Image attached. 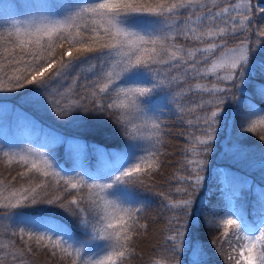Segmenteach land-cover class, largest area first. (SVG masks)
<instances>
[{
    "label": "snow or ice",
    "instance_id": "6c2138e0",
    "mask_svg": "<svg viewBox=\"0 0 264 264\" xmlns=\"http://www.w3.org/2000/svg\"><path fill=\"white\" fill-rule=\"evenodd\" d=\"M39 13L27 22L12 21L0 28V93L34 86L32 93L55 105L60 116L92 106L95 111L114 115L130 142L119 152L121 166L103 180L81 171L57 170L43 152H3L9 164L16 161L28 166L22 176L35 172L43 177L34 186L30 181L27 187L0 188L3 215L24 225L11 231L10 237L34 239L52 256L67 258L68 264H129L135 251L133 237L147 229L142 217L150 204L135 202L133 189L152 180L164 154L163 121L153 108L158 95L164 94L170 98L171 111L182 120L188 117L181 165L188 174L173 176L177 198L157 193L171 213V227L165 237V255L154 257L152 264H180L178 257L186 242L190 244L186 234L194 203L191 197L204 183V157L215 139L221 106L235 95L232 90L245 82L253 47H264V3L51 0ZM253 33L256 38L251 40ZM201 93L208 98L201 96L192 105L184 103ZM260 94L264 96V86ZM248 107L256 114L255 107ZM198 109L202 114L193 120L189 114ZM258 114L259 119L248 118V132L264 128V108ZM260 139L264 140V134ZM106 155L109 160L117 159L111 153ZM49 177L55 189L74 191L73 197L50 195ZM258 202V222L245 224L244 217L231 207L215 221L221 230L219 245L227 246L222 254L230 264H264V190ZM36 205L55 206L76 217L81 235L51 217H26L14 211ZM0 249L23 264L24 251L16 247L15 240L0 243ZM192 250L202 253L199 248ZM27 251H32L30 246Z\"/></svg>",
    "mask_w": 264,
    "mask_h": 264
},
{
    "label": "trees",
    "instance_id": "16d2710c",
    "mask_svg": "<svg viewBox=\"0 0 264 264\" xmlns=\"http://www.w3.org/2000/svg\"><path fill=\"white\" fill-rule=\"evenodd\" d=\"M49 2L51 0H1L0 28L12 21L20 22L39 15V10H46ZM62 2L75 3L79 0ZM258 2L264 3V0ZM260 15L257 13V18ZM255 38L254 33L249 35V39ZM209 80H214V77H209ZM221 86L226 85L221 83ZM262 86L264 47L256 46L250 53L245 82L234 88L232 91L235 95L230 96L221 106L223 113L216 126L215 139L209 145V153L204 157V183L191 197L194 203L192 213L187 218L186 234V241L190 244L186 242L183 252L179 255L180 264H193L194 261H202V264H230L226 254H222L226 253L227 246L219 245L221 230L215 227V221L223 217L226 207L230 206V200L239 215L244 217L245 224L259 221L261 209L258 201L261 190H264V140L260 139V135L264 134V128L258 127L257 131L252 133L248 132L246 127L251 120L259 119V110L264 108V96L260 94ZM33 87L0 93L2 103H9L17 108L24 118L38 123L29 125L26 121L18 124L12 123V120L9 122V118L3 113L4 104L0 107V181H3L0 188L5 185L9 189L27 187L30 181L34 186L43 179L35 172L22 176L21 173L26 172L28 166L16 161L9 164L2 154L8 147L18 149L30 145L36 150H44L52 158L57 170H63L65 173L80 171L81 164L96 175L100 174L101 165L107 167L113 161H123L119 158V152L130 141L114 115L95 111L92 106L68 111L63 116L57 115L56 106L43 97H36L31 91ZM201 96L208 98L206 93L193 94L186 98L184 103L195 104ZM169 99L168 96L159 94L153 105L159 119L163 121L164 154L160 156L159 169L152 173V180L133 189L135 202L144 200L150 204L145 207L142 217V223L147 225V229L142 235L133 237L135 251L129 259V264H152L154 257L165 255V237L171 227L168 224L171 213L164 207L166 202L157 193L163 192L172 195L173 199L177 198L178 194L174 192L177 181L173 176L177 173L188 174L186 168L181 167L184 164L185 136L189 133L186 123L188 117L182 120L171 111ZM248 106L255 107L256 114L250 113ZM197 114H202L201 110L189 114V117L195 120ZM7 139H10L9 144L6 143ZM106 153H111L117 159L109 160ZM48 179L50 183L47 191L50 195L63 194L65 199L73 197L74 191L65 193L62 188L57 190L52 186L51 177ZM170 189L173 191L170 192ZM128 198L133 199L131 195ZM14 211L23 213L26 217H51L66 224L78 236L81 235L77 218L61 208L36 205ZM0 219V243H7L9 239L15 240L16 247L24 251L23 264H68L67 258L52 256L47 248L38 246L34 239L28 241L27 237L24 240L19 236L10 237L11 231L24 225L14 223L11 218ZM27 246L31 247V252L27 251ZM193 247L202 249V253L194 254ZM1 254L0 264H20L19 261L11 260L5 253L3 256Z\"/></svg>",
    "mask_w": 264,
    "mask_h": 264
},
{
    "label": "rangeland",
    "instance_id": "374dc122",
    "mask_svg": "<svg viewBox=\"0 0 264 264\" xmlns=\"http://www.w3.org/2000/svg\"><path fill=\"white\" fill-rule=\"evenodd\" d=\"M1 1V0H0ZM33 18V17H32ZM32 18H29V19H26L24 21H20V22H27L28 20L32 19ZM4 104V106H3ZM3 106V113L5 114V116H7L9 118V122H11L12 120V123H20V122H27L29 125H38V123L34 122L33 120H31L30 118L26 119L24 118L23 115H21L19 113V111H17L16 109L17 108H14L13 106H11L9 103H2L0 101V107ZM9 138V137H8ZM6 143H10V139H7ZM26 144V143H25ZM25 144L23 146H25ZM5 150H10V151H7L9 152L10 154L11 153H20V154H26L28 153L29 151H32L33 153H36V152H43L47 155H49L47 152H45L44 150H36L34 149V147L30 146V145H27L23 148H18V149H15V148H11V147H8V148H5ZM50 157V156H49ZM51 158V157H50ZM123 163V161L119 162L118 160L117 161H113L111 163H109V165L107 167H100V174H92L91 172H89L85 166L83 165H79V169L81 172H85L87 173L90 177L92 178H98V179H106L115 169L119 168L121 166V164ZM232 209H234L237 213L238 211L236 210V208L234 207V204L232 203V200H230V206ZM4 211L1 210V213H0V217H3L4 220H8L9 218L8 217H5L3 215ZM239 215V213H238ZM224 216V215H223ZM223 218V217H222ZM1 220V219H0ZM0 253H2L4 255V250L3 249H0ZM1 254V256H3Z\"/></svg>",
    "mask_w": 264,
    "mask_h": 264
}]
</instances>
